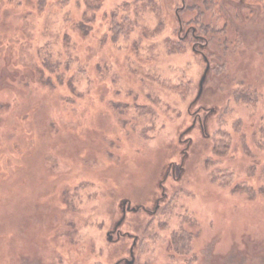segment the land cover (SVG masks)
Masks as SVG:
<instances>
[{
	"label": "rangeland",
	"instance_id": "1",
	"mask_svg": "<svg viewBox=\"0 0 264 264\" xmlns=\"http://www.w3.org/2000/svg\"><path fill=\"white\" fill-rule=\"evenodd\" d=\"M94 3L0 0V264H264V0Z\"/></svg>",
	"mask_w": 264,
	"mask_h": 264
},
{
	"label": "trees",
	"instance_id": "2",
	"mask_svg": "<svg viewBox=\"0 0 264 264\" xmlns=\"http://www.w3.org/2000/svg\"><path fill=\"white\" fill-rule=\"evenodd\" d=\"M101 1L102 0H94V7H96V8H98V7H100L101 6ZM68 2H69V0H57V3L59 4H61V5H67L68 4ZM78 2H81V0H78ZM39 6L40 5H42V6H46V4L48 3V0H39ZM85 3H87V0H85ZM182 5H180V9H178L177 8V10H176V12H175V14H176V17H177V20H176V25L177 26H179V30H182V27H183V22H182V19H181V11L185 8L184 7V3H183V0H182V3H181ZM87 5V4H86ZM124 7L125 8H127L128 7V5L127 4H124ZM117 8V7H116ZM114 9V10H112L111 11V13H110V20H111V22H110V30L112 31V33H113V38L115 39L116 37H115V30H116V32L117 33H121L122 31H124V29L121 27L120 28V30H119V25H118V21L117 20H115V18L117 17V15H120V19L122 20V21H126V20H130V18H129V15L127 16L126 14H122L121 13V11L123 12V10H120L119 8L118 9ZM65 11H66V13H67V17L68 18H72L73 16H71V12H73V11H71L69 8H66L65 9ZM78 24V26L80 27V28H85V26H86V29L88 28L89 29V27H90V25H88L87 23H85V21L84 20H82V19H77L76 20V22H75V24ZM128 31V33H129V30H127ZM127 35V34H126ZM113 39V40H114ZM115 41H116V39H115ZM171 42H173L176 46L177 45H179V44H181L182 43V41H181V39H179V40H172ZM51 45V44H50ZM50 45H47V46H45V49H47L48 50V48L50 47ZM183 45V44H182ZM49 51V50H48ZM69 53V52H68ZM63 54H64V56L66 55V53H65V51L64 50H61V49H59V50H55V51H53V50H50L49 51V55H55L56 57H57V59H59L61 62H62V59H63ZM62 59H61V58ZM206 57V56H205ZM207 58V57H206ZM67 59V58H66ZM67 60H69V58L67 59ZM64 62V61H63ZM67 62V61H66ZM62 64V63H61ZM55 64H51L47 59H46V57L44 58L43 57V62H42V66H41V70L43 71V75H45L46 77H47V80L51 83V84H53V85H58V84H55L54 82H52V80H51V78H52V74H49L51 71H56L55 72V74H56V76H58V77H60L61 75H65L64 74V72H63V70H59L58 68L60 67V66H54ZM60 73H59V72ZM52 73H54V72H52ZM42 75V74H41ZM74 77V76H73ZM155 78L156 79H160V77H157V76H155ZM71 79L72 78H68L65 82H69V81H71ZM162 80H163V82H166V83H169V80H164L163 78H161ZM171 84H173V85H179L180 87H181V85L180 84H178V82H172ZM189 85V82L187 83V84H185V86L184 87H187ZM187 89H188V87H187ZM150 107V106H149ZM153 109V108H152ZM217 145H219L220 147H222V145H224L225 146V143H223V140L221 141V142H218L217 143ZM222 149V148H221Z\"/></svg>",
	"mask_w": 264,
	"mask_h": 264
},
{
	"label": "water",
	"instance_id": "3",
	"mask_svg": "<svg viewBox=\"0 0 264 264\" xmlns=\"http://www.w3.org/2000/svg\"><path fill=\"white\" fill-rule=\"evenodd\" d=\"M207 71H208V67H207V69H206V72H205L204 78L206 77V73H207ZM204 78H203V79H204Z\"/></svg>",
	"mask_w": 264,
	"mask_h": 264
}]
</instances>
